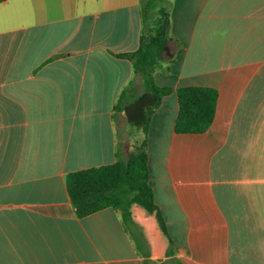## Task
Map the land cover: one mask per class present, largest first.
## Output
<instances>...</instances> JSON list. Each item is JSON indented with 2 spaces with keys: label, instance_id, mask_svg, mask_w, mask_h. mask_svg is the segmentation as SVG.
I'll use <instances>...</instances> for the list:
<instances>
[{
  "label": "crops",
  "instance_id": "obj_1",
  "mask_svg": "<svg viewBox=\"0 0 264 264\" xmlns=\"http://www.w3.org/2000/svg\"><path fill=\"white\" fill-rule=\"evenodd\" d=\"M171 1L153 75L173 91L147 133L155 202L183 264H264V0ZM140 31L138 0L0 1V264H147L113 207L79 217L65 184L137 140L115 103L131 79L142 90L120 55ZM187 85L217 90L201 133L174 130Z\"/></svg>",
  "mask_w": 264,
  "mask_h": 264
},
{
  "label": "trees",
  "instance_id": "obj_2",
  "mask_svg": "<svg viewBox=\"0 0 264 264\" xmlns=\"http://www.w3.org/2000/svg\"><path fill=\"white\" fill-rule=\"evenodd\" d=\"M2 1V0H0ZM171 0H138L141 17L139 45L136 50L120 54L130 59L142 90L137 92L131 79L118 94L115 110L124 112L126 123L141 134L128 154H119L108 164L90 166L65 174V184L74 212L82 217L111 206L119 214L138 253L147 258L183 264L175 257L165 219L155 202L149 183L147 133L151 115L163 96L173 91L159 85L154 71L163 67L162 56L167 44L165 20ZM178 112L176 133H201L211 124L217 104V90L207 85H187L175 89Z\"/></svg>",
  "mask_w": 264,
  "mask_h": 264
},
{
  "label": "rangeland",
  "instance_id": "obj_3",
  "mask_svg": "<svg viewBox=\"0 0 264 264\" xmlns=\"http://www.w3.org/2000/svg\"><path fill=\"white\" fill-rule=\"evenodd\" d=\"M142 89V87H140V90ZM129 127V129L131 130V132H133L134 133V131H137L135 128H131L130 126H128ZM141 134H138V133H136V136H137V139H138V137L140 136ZM141 137V136H140ZM131 139H132V137H131ZM133 139H136V137H133Z\"/></svg>",
  "mask_w": 264,
  "mask_h": 264
},
{
  "label": "water",
  "instance_id": "obj_4",
  "mask_svg": "<svg viewBox=\"0 0 264 264\" xmlns=\"http://www.w3.org/2000/svg\"><path fill=\"white\" fill-rule=\"evenodd\" d=\"M166 23H167V19L165 20V25H166Z\"/></svg>",
  "mask_w": 264,
  "mask_h": 264
}]
</instances>
